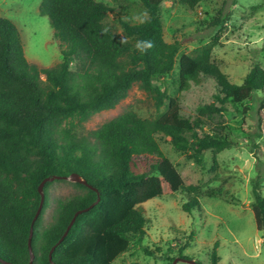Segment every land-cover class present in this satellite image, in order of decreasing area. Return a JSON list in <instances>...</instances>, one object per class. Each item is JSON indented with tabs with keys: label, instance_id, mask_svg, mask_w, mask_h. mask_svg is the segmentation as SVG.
<instances>
[{
	"label": "trees",
	"instance_id": "16d2710c",
	"mask_svg": "<svg viewBox=\"0 0 264 264\" xmlns=\"http://www.w3.org/2000/svg\"><path fill=\"white\" fill-rule=\"evenodd\" d=\"M139 1L144 19L121 21L120 35L104 21L116 12L107 3L40 0L38 12L48 18L61 54V60L49 67L25 57L18 27L0 12V264H28L31 229L32 264H112L132 242L144 238L147 218L138 208L142 203L181 191L186 213L201 209L199 186L184 182L161 151L158 136L199 166L209 151L216 165L218 153L238 144L226 125L211 126L206 116L222 113L228 102L243 105L239 111L246 114L251 108L244 103L251 100L258 102L257 114L264 116V69L259 64L241 84L230 82L211 58L214 41L179 54V41L163 37L160 14L165 0ZM179 1L193 9L203 0ZM221 22L217 17L212 25ZM162 75L171 76L179 92L202 76L211 77L218 93L212 102L197 107V115L185 117L177 99L154 84L153 78ZM133 85L164 110L143 118L127 109L91 131L92 140L80 134L91 116L114 108ZM71 173L86 182H70L80 192L56 199L51 219L44 223L51 184L46 181L43 205L33 221L40 182ZM259 187L256 176L251 210L256 228L264 234ZM87 207L56 244L74 213ZM191 240V235L181 238L183 244L169 264L186 257L183 249ZM217 247L215 242L209 264H219ZM143 251L154 254L147 247Z\"/></svg>",
	"mask_w": 264,
	"mask_h": 264
},
{
	"label": "rangeland",
	"instance_id": "374dc122",
	"mask_svg": "<svg viewBox=\"0 0 264 264\" xmlns=\"http://www.w3.org/2000/svg\"><path fill=\"white\" fill-rule=\"evenodd\" d=\"M97 1L115 8L116 12L109 13L104 21L120 35H124L121 21L130 19L137 23L145 17L139 0ZM39 4L40 0H0V12L18 27L25 57L41 67H49L61 60V54L52 38L48 18L38 12ZM160 16L163 37L167 42L179 41V54L191 53L214 41L211 58L230 82L241 84L256 63L264 69V0H203L193 9L179 0H165ZM217 17L222 22L212 25ZM70 67L74 68L72 62ZM153 81L160 89H166L168 96L177 99L185 117L197 115V107L212 102L213 95L218 93L211 77L202 76L198 83L191 82L180 92L169 75L154 77ZM245 104L251 108L246 114L239 111L243 105L235 107L228 102L222 113L206 116L211 126L226 125L238 144L218 153L216 165L209 151L204 152L203 166H199L176 150L166 137H157L161 151L184 182L199 186L201 209L186 213L182 209L186 197L181 191L142 203L138 208L147 218L144 238L140 243L132 242L112 264H169L170 257L183 244L181 238L190 235V246L183 249L186 257L176 264H209L208 256L215 242L219 264H264V234L256 228L251 210L252 180L256 176L259 193L264 197V116L257 114V101ZM127 109L149 118L163 111L164 106L157 109L153 97L133 85L114 108L91 116L79 129L80 134L92 140L91 131ZM50 182L44 223L50 221L56 199L80 192L70 183L73 181ZM143 247L154 254L147 255Z\"/></svg>",
	"mask_w": 264,
	"mask_h": 264
},
{
	"label": "water",
	"instance_id": "95a60500",
	"mask_svg": "<svg viewBox=\"0 0 264 264\" xmlns=\"http://www.w3.org/2000/svg\"><path fill=\"white\" fill-rule=\"evenodd\" d=\"M60 178H62V179H66V180H70V181H73V182H82V183L86 184V182H85V181H84V180H83V179H82L77 173H71L70 175H68V176H63V177H61V176H52V177H46V178H44V179L40 182V184H39V186H38V191H39V193H40V202H39V206H38V208H37V210H36V212H35V216H34V218H33V221H34V220L37 218V216L39 215V213H40V211H41V208H42V205H43V201H44L43 187H44L45 182H46V181H52V180H55V179H60ZM89 207H90V206H89ZM86 210H88V207L85 208V209H83V210H78L77 212L74 213L72 219L70 220L69 224L67 225L66 230L64 231V233H63L62 236L59 238V240L57 241L56 244L60 243V242L63 240L64 236L67 234V232H68V230L70 229V227H71L73 221L75 220V217H76L79 213H81L82 211H86ZM31 237H32V229L30 230V234H29V238H28V249H29V252H30V260H29L28 264H32V261H33V258H34V254H33V252H32V248H31ZM56 244H55V245H56ZM54 247H55V246H53V247L51 248L50 252H49V258H50V259H51V253H52ZM177 260H179V259L174 260V261H173V264H176Z\"/></svg>",
	"mask_w": 264,
	"mask_h": 264
}]
</instances>
